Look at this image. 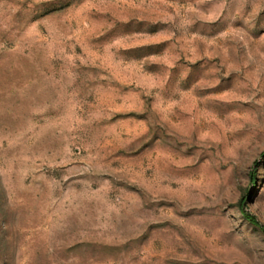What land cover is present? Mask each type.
Returning <instances> with one entry per match:
<instances>
[{
	"label": "rangeland",
	"instance_id": "rangeland-1",
	"mask_svg": "<svg viewBox=\"0 0 264 264\" xmlns=\"http://www.w3.org/2000/svg\"><path fill=\"white\" fill-rule=\"evenodd\" d=\"M0 264H264V0H0Z\"/></svg>",
	"mask_w": 264,
	"mask_h": 264
},
{
	"label": "trees",
	"instance_id": "trees-1",
	"mask_svg": "<svg viewBox=\"0 0 264 264\" xmlns=\"http://www.w3.org/2000/svg\"><path fill=\"white\" fill-rule=\"evenodd\" d=\"M251 221H252L253 223H256L253 219H251Z\"/></svg>",
	"mask_w": 264,
	"mask_h": 264
}]
</instances>
